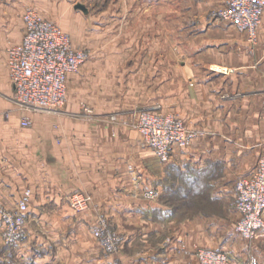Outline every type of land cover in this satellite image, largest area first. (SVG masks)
<instances>
[{"label": "crops", "instance_id": "1", "mask_svg": "<svg viewBox=\"0 0 264 264\" xmlns=\"http://www.w3.org/2000/svg\"><path fill=\"white\" fill-rule=\"evenodd\" d=\"M225 1L177 0L174 32L167 33L160 14L157 25L165 27L158 35H151V8L161 0L116 1L113 20L126 15L143 27L130 82L145 93L141 107L173 111L194 133L187 147L175 148L162 163L140 145L130 115L112 121L106 112L82 113L71 98L58 113H29L13 103L7 48L22 39L14 13L24 0H0V264H199L177 255L183 245L233 257L243 249L237 259L249 247L264 264V232L246 242L234 222L235 182L253 171L264 145V10L251 45L234 26L208 18ZM168 39L173 48L167 50ZM112 103L100 96L104 107ZM23 118L30 121L26 127ZM27 189L24 235L5 244L2 212ZM73 191L92 196L89 210L68 206ZM146 191L156 196L145 197ZM188 200L191 213L179 220ZM99 216L123 235V250L103 254L88 229Z\"/></svg>", "mask_w": 264, "mask_h": 264}, {"label": "built area", "instance_id": "2", "mask_svg": "<svg viewBox=\"0 0 264 264\" xmlns=\"http://www.w3.org/2000/svg\"><path fill=\"white\" fill-rule=\"evenodd\" d=\"M263 10L264 0H226L212 15L245 33L248 42L255 45ZM22 20L21 41L7 48V66L13 88L11 99L19 109L29 113H58L66 101L68 76L82 67L88 52L76 48L70 35L57 23L32 9L23 13ZM131 114L140 145L150 149L162 163H168L173 150L187 147L194 137L180 117L163 111L157 104L141 107ZM110 119L115 121L116 116L111 115ZM29 123L28 118L21 121L23 127ZM234 190L238 213L236 231L242 240L252 242L257 233L264 232V145L253 171L239 178ZM30 194L27 189L12 210L2 212L3 243L9 245L22 239ZM144 196L154 198L156 193L146 191ZM67 204L73 211L81 213L91 208L92 196L73 191L67 195ZM95 223L93 234L100 238L102 247L115 250L104 218L97 217ZM192 255L199 264H230L232 261L229 252L219 249L199 248ZM245 264L258 262L249 256Z\"/></svg>", "mask_w": 264, "mask_h": 264}, {"label": "rangeland", "instance_id": "3", "mask_svg": "<svg viewBox=\"0 0 264 264\" xmlns=\"http://www.w3.org/2000/svg\"><path fill=\"white\" fill-rule=\"evenodd\" d=\"M116 1L54 0L48 2L41 0L37 5H32L30 1L24 0L22 3L23 7L15 11L14 18L20 22L23 31L22 15L27 9H32L41 17L57 23L70 35L72 43L76 48L88 52V57L82 67L77 72L70 74L71 78L67 84L66 101L70 98L75 99L77 105L81 106L82 113L96 114L106 112L105 115L107 116L116 115L120 117V115H125L123 117L128 118L130 115V119L132 118L131 113L141 108L143 106L141 103H144L142 97L145 93L142 94V91L132 90L130 88L132 87L130 82H132L133 77L131 70L138 61L136 58L137 55L142 52L140 51L142 50L140 47L142 44L140 39L143 35V27L141 23L132 20V18L130 21L126 19V15L120 18L119 21L113 20L112 14L116 12ZM158 1L160 0H152V2ZM161 1L163 3L161 6L155 3L154 8H151V23L153 24L151 26V35H158L159 32L160 34L164 33L163 27L165 26L157 25L159 24L158 17L160 14L162 17L161 24H167L168 34L174 32V23L178 15H180L177 0ZM217 8L215 7L208 11V18L213 16L212 14ZM133 35H135V38ZM137 35H139L140 39L137 38ZM165 46L167 50L173 48V40L168 39ZM141 62H138V65H141ZM101 95L108 103L113 102V106L104 107L99 104ZM66 101L61 111H64ZM170 112L174 114L173 111ZM129 126L136 131L132 122ZM182 204L185 207L183 217L179 218V220L185 221L191 213L189 209L187 211L185 210L189 208L188 206L191 203L188 200L187 202L182 201ZM237 219L234 220L235 225ZM104 220L108 230V237L114 245L115 250L110 251L103 247V254L112 255L124 249L125 241L123 235L114 230L115 225H112L107 218H104ZM95 225L96 223L92 226L89 224L88 229L93 235V238L102 245L100 238H97L93 234ZM166 240L170 239L167 237ZM196 249L199 248H188L183 245L177 250V255L189 259L193 257L192 253ZM233 252H238V250ZM242 252L243 249L236 256H241ZM232 254L230 252L236 264H245L249 256H253L258 264H261L257 252L253 248L248 247L243 258L240 257L241 259L233 257ZM184 264L186 263L184 262Z\"/></svg>", "mask_w": 264, "mask_h": 264}]
</instances>
